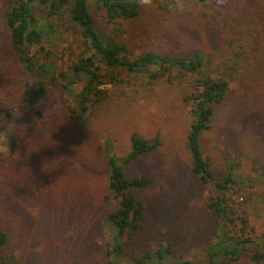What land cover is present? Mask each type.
Listing matches in <instances>:
<instances>
[{
	"label": "rangeland",
	"instance_id": "374dc122",
	"mask_svg": "<svg viewBox=\"0 0 264 264\" xmlns=\"http://www.w3.org/2000/svg\"><path fill=\"white\" fill-rule=\"evenodd\" d=\"M164 2L171 6L162 10ZM201 4L146 0L136 17L123 21L119 44L134 59L147 50L176 57L199 53L206 73L221 76L222 64L232 65L228 59L235 45L214 10ZM8 5L9 0H0V228L8 235L3 264L107 261L113 232L106 217L116 211L118 201L107 187L105 146L110 143L121 160L134 132L145 140L158 136L160 146L124 167L128 177L145 175L152 184L134 189L144 203L145 220L112 264H135V259L166 241L172 256L165 264H204L202 250L218 222L207 203L217 192L191 172L187 149L191 104L184 96L195 78L149 80L145 73L122 71L120 84L101 85L106 99L88 104L84 112L76 105L80 83L57 87L36 106L24 107L25 82L33 88L35 79L11 46L3 23ZM91 12L101 25V9L92 7ZM55 26L53 36L48 34L33 49L50 50L65 70L83 48L66 25ZM248 42L253 51L254 39ZM236 75L224 76L229 89L224 101L213 107L210 128L200 134V147L217 181L232 165L235 183L226 199L247 219L254 241L233 264H258L250 256L264 241V89Z\"/></svg>",
	"mask_w": 264,
	"mask_h": 264
},
{
	"label": "trees",
	"instance_id": "16d2710c",
	"mask_svg": "<svg viewBox=\"0 0 264 264\" xmlns=\"http://www.w3.org/2000/svg\"><path fill=\"white\" fill-rule=\"evenodd\" d=\"M145 1L9 0L10 5L3 12V23L9 31L10 43L17 52L19 62L35 79L33 88L25 82L27 89L21 99L22 104L32 108L49 91L57 87L66 89L80 83L82 90L76 105L84 112L88 104H98L106 99V91L101 85L106 82L113 86L120 84L122 71L128 75L145 73L149 80L175 78L178 75L193 76L195 79L191 82V90L184 96V100L191 104L192 120L187 134L191 172L203 183L212 184L217 192L207 203L218 218L217 230L215 229L209 244L203 248L202 257L204 264H233L254 241L250 237L247 219L226 199L227 191L235 183L232 165L224 178L217 181L211 172L209 159L202 154L200 134L210 128L213 107L224 101L229 89V79L225 75L235 78L236 72V77L241 74L243 80L255 81L264 89V0H223V4H217L218 0H187L212 8L222 31L228 34L235 45L228 59L232 65L223 63L222 75L218 77H211L210 73H206L204 58L199 53L176 57L147 50L135 59L128 56L126 48L118 41L123 31L122 23L136 17ZM170 6L171 2H164L160 8L165 10ZM92 7L101 9V25L97 24L91 12ZM56 23L71 29L83 48L65 70L58 67L57 57L50 50L44 47L33 49L48 34L53 36ZM249 39L255 41L253 44L256 48L253 47V51L248 49L252 45L248 42ZM244 68L247 70L246 74ZM129 139L130 150L121 160L113 154L110 143L107 142L105 146L107 187L117 199L118 208L106 217V224L112 229L113 235L110 248L105 251L107 261L98 264L119 261L124 243L133 242L145 220L144 203L133 191L151 185L152 179L145 175L128 177L124 167L141 155L157 149L160 141L158 136L145 140L135 132ZM7 240V233L0 228V264H3L2 249ZM263 245L264 241H259L256 251L250 256L258 264L264 260ZM171 256V243L166 241L156 251L145 252L134 263L165 264V258Z\"/></svg>",
	"mask_w": 264,
	"mask_h": 264
}]
</instances>
